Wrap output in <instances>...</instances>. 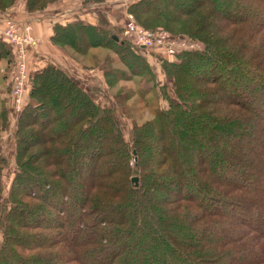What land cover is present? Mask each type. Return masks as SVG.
<instances>
[{
  "label": "trees",
  "instance_id": "obj_1",
  "mask_svg": "<svg viewBox=\"0 0 264 264\" xmlns=\"http://www.w3.org/2000/svg\"><path fill=\"white\" fill-rule=\"evenodd\" d=\"M19 3L0 0V14ZM128 13L201 49H155L160 85L117 28L55 25V45L95 58L113 104L51 62L29 74L19 114L12 97L2 108V131L17 119L13 160L0 154V264H264V0H131Z\"/></svg>",
  "mask_w": 264,
  "mask_h": 264
},
{
  "label": "rangeland",
  "instance_id": "obj_2",
  "mask_svg": "<svg viewBox=\"0 0 264 264\" xmlns=\"http://www.w3.org/2000/svg\"><path fill=\"white\" fill-rule=\"evenodd\" d=\"M23 2H24V0H20V3H19V5H17L16 8L21 10L20 6H21V4H23ZM112 2H115V3H111V0H110V2L108 1V3L104 4V6L100 5V6H103L101 10L103 12H104V10L109 11L111 16L114 17V20H116V25L113 26V27L117 28L120 31V33H121V43H123V44L126 43V45H133L129 40H127L128 38L123 33L124 29H122L124 27L123 24H125V22L127 20L126 16L130 15L128 13V8H127L126 11L125 10L123 11V8H124L123 6H125V3L122 0H118V1L112 0ZM126 3H130V2L126 0ZM118 6H120V7H118ZM16 8H14V9H16ZM51 8L52 7H49L47 9H51ZM17 9H16V11L15 10L13 11V13H12L13 16L11 15L12 11H10L8 13V15L4 14V18L3 19H2V17L0 18L1 19V22H0V27L1 28L4 25V23L6 21H8V20H13V21H16L17 23H21V24H31L33 26V23L30 22V19H28L26 16H21L20 14H18V10ZM125 12H126V15H125ZM43 15H45V14H43ZM56 16L58 17V15H56ZM42 17H44V16H42ZM34 32H35V29H34V26H33V35L35 37L41 39V44H39L38 46H36L34 48H30L29 49L27 66H28V71H29L30 75H33L35 73L40 72L42 70L41 67H43V66L45 67L46 64L51 63V61H52V63H55L53 60L50 59V56H49L48 53H46L47 56H45L44 52H45V49H47V45H46L45 39L43 40L42 37L34 34ZM8 48H9V51L11 53V56H13L11 48L9 46H8ZM137 48H139V47H137ZM112 49H113L112 50L113 53L110 52V54H112V56H113L115 49L114 48H112ZM5 50L7 51V49H5ZM66 50L68 51V53L71 56H73L74 58H77L78 61H81L86 66H89V67H92V68L96 67L95 58L92 59L91 56L82 57V55L77 54L76 51L74 49H71L70 47L66 48ZM117 50H118V48H117ZM93 52H97V51L94 50ZM107 52L108 51H98L97 52V54H98V56L100 57V60H101L100 64L107 60V57H106L107 56ZM145 52H146L145 58L147 59L149 65L152 66L151 67V71L155 75V79H154L155 81L153 83H158L160 85H164L166 83V81H165L164 77L162 76V73H161L160 68L158 66V62H156V61H159L158 58H160V57L158 55H150V54H152V52L156 53V50H154V49L153 50H146ZM181 52L182 51H178L177 55L179 53H181ZM32 53H34L37 56V58H38V60H37V62H38L37 66L38 67H36V69H34L33 66H32V69H31V63H30L31 59L30 58L32 57L31 56ZM109 58H111V57H109ZM14 59H13V65H12V68H11L10 76L12 75V73H14ZM116 59H117V57L115 55H114L113 59H111L114 62V64L112 63V66H113L112 68H114V69L115 68H119L121 66V65L116 64V62H117ZM1 62L3 63V61H1ZM72 74H73L72 76L74 78H77L74 73H72ZM87 78L88 77H86V76H81V79H83L81 81L82 84L86 85V86L88 84L89 85V86H87L88 89H95V91L97 90L99 92L98 95H96V99L99 101V103H102L103 106H105V105L106 106L107 105L112 106L113 100H112V97L110 95H108V90H107L106 86L104 84L100 85V82L97 79H94L93 81H91V80H89ZM5 85H6V82H5V78H4V73H1V71H0V89L4 90L5 89ZM124 85L127 86V87H130V88L134 87V83L133 82L124 83ZM95 91H94V94H95ZM109 97H110V99H108ZM10 99H11L10 88H8L7 89L6 100L1 103V105L3 104L2 107L8 109L9 108L8 106H9V103H10ZM108 100H109V102H107ZM134 101L135 100H131L130 102H132V103H130V104H133ZM160 106L164 107L165 105L160 101ZM142 112H146V110H144V108H143ZM16 115L17 114H15V119H13L10 116V121L8 123V126L5 127V125H4L3 131H0V154H6V155L8 154V157H9L10 160H13V157H14V150H13V147L11 148V144L13 142L12 141V137H13V134H14V129L16 128V127H13V126H16L15 125L16 124V119H17ZM150 117L151 116L148 115L147 119L150 118ZM7 119L5 121H7ZM125 123L127 124V126H126V128H124V132L126 133V132H128V130L130 129L131 126H130L129 121H125ZM14 169L15 168L11 167L9 170H7L5 172V189H6L5 191H6V193L8 192L9 187H10V184H11V181H12V177H13V173H14Z\"/></svg>",
  "mask_w": 264,
  "mask_h": 264
},
{
  "label": "crops",
  "instance_id": "obj_3",
  "mask_svg": "<svg viewBox=\"0 0 264 264\" xmlns=\"http://www.w3.org/2000/svg\"><path fill=\"white\" fill-rule=\"evenodd\" d=\"M81 1L82 0H62V1H59L57 3L50 5L49 7H52L51 9H46L43 12H37L34 14H29V15L25 10L23 11L24 3L21 4L20 6L21 10L17 8L16 9L18 10V14H20L21 16H26L28 19H30V22L33 23V26L35 29L34 34L42 37L43 40L45 39L46 45H47V49H45V52H44L45 56H47L46 53H48L50 56V59L53 60L56 65L62 67L63 69H66L68 72H70L71 75H73L72 73H74L75 76L77 77L76 78L77 80L82 81L83 79H81V76H86L88 77L87 79L91 81H93L94 79H97L100 82V85L104 84L107 88L106 78L104 76L103 71H101L99 68H96V67L95 68L87 67L84 69V64L81 61H78L77 58H74L73 56H71L66 49L59 47L52 42V37L54 35L53 29L57 23L71 25L72 23L82 21L86 24L96 26L98 23L103 22L109 28L116 25V20H114V17L111 16L110 12L107 10H104L103 12L101 10L104 5L103 6H94V5L85 6L83 5ZM115 1H118V0H115ZM122 1L125 3V6H123L124 7L123 11L124 10L126 11L129 3H126V0H122ZM127 1L130 2L131 0H127ZM111 3H115V2H112L111 0ZM16 9L11 10L12 11L11 15L14 10L16 11ZM56 15H58V17ZM125 15H126V12H125ZM1 17L3 19L4 15L0 14V18ZM0 22H1V19H0ZM5 49L9 51L8 46L7 47L5 46ZM101 51H108V50H101ZM97 52H93V54H97ZM109 52L110 51L107 52V55H109L108 54ZM31 56H30L31 57L30 58L31 59L30 60L31 69H32V66L34 69H36V67H38L37 66L38 58L34 53H32ZM2 61L3 63L0 62V71L1 73H4L6 85H5L4 90L0 89V125H2L4 121L3 120L4 116L2 113L3 104L1 105V103L6 100L7 89L9 88L8 84L10 82V78L5 77L7 61L6 59H2ZM87 86L89 85L87 84ZM108 99H110V97ZM107 102H109V100ZM7 110H9V108ZM9 116L15 119V114L14 115L10 114ZM0 131H2L1 128H0Z\"/></svg>",
  "mask_w": 264,
  "mask_h": 264
},
{
  "label": "built area",
  "instance_id": "obj_4",
  "mask_svg": "<svg viewBox=\"0 0 264 264\" xmlns=\"http://www.w3.org/2000/svg\"><path fill=\"white\" fill-rule=\"evenodd\" d=\"M124 24V35L132 44L140 49H156L165 56L174 57L178 51H196L201 45L185 39H177L164 31L148 32L137 25L130 15L126 16ZM0 40L6 42L11 48L14 56V73L11 97L14 110L17 114L21 111L23 98L25 96L29 71L27 66L28 52L41 44V39L33 35L31 24H21L8 20L0 27Z\"/></svg>",
  "mask_w": 264,
  "mask_h": 264
},
{
  "label": "water",
  "instance_id": "obj_5",
  "mask_svg": "<svg viewBox=\"0 0 264 264\" xmlns=\"http://www.w3.org/2000/svg\"><path fill=\"white\" fill-rule=\"evenodd\" d=\"M114 40L116 42H119V38H117V37H114ZM132 182L135 183L136 187L138 186V179L137 178H132Z\"/></svg>",
  "mask_w": 264,
  "mask_h": 264
}]
</instances>
